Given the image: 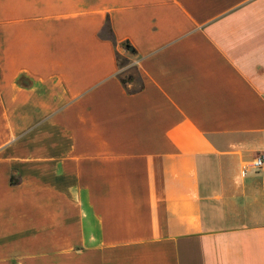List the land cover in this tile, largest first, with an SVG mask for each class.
I'll list each match as a JSON object with an SVG mask.
<instances>
[{"label": "crops", "instance_id": "1", "mask_svg": "<svg viewBox=\"0 0 264 264\" xmlns=\"http://www.w3.org/2000/svg\"><path fill=\"white\" fill-rule=\"evenodd\" d=\"M262 152L264 0H0V264H264Z\"/></svg>", "mask_w": 264, "mask_h": 264}, {"label": "built area", "instance_id": "2", "mask_svg": "<svg viewBox=\"0 0 264 264\" xmlns=\"http://www.w3.org/2000/svg\"><path fill=\"white\" fill-rule=\"evenodd\" d=\"M264 166V152L257 154L250 161L245 162L242 165V175H246L250 170L260 169Z\"/></svg>", "mask_w": 264, "mask_h": 264}, {"label": "trees", "instance_id": "3", "mask_svg": "<svg viewBox=\"0 0 264 264\" xmlns=\"http://www.w3.org/2000/svg\"><path fill=\"white\" fill-rule=\"evenodd\" d=\"M127 49H128L130 52H133V50H134L133 47L130 46V45L127 46Z\"/></svg>", "mask_w": 264, "mask_h": 264}, {"label": "rangeland", "instance_id": "4", "mask_svg": "<svg viewBox=\"0 0 264 264\" xmlns=\"http://www.w3.org/2000/svg\"><path fill=\"white\" fill-rule=\"evenodd\" d=\"M128 71H132L131 69H129Z\"/></svg>", "mask_w": 264, "mask_h": 264}]
</instances>
